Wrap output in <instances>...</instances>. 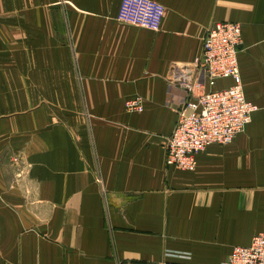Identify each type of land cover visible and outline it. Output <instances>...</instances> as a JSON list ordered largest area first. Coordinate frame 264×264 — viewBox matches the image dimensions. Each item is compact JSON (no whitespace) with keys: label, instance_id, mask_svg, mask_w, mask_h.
Returning a JSON list of instances; mask_svg holds the SVG:
<instances>
[{"label":"crops","instance_id":"crops-1","mask_svg":"<svg viewBox=\"0 0 264 264\" xmlns=\"http://www.w3.org/2000/svg\"><path fill=\"white\" fill-rule=\"evenodd\" d=\"M137 1L0 0V264H222L264 229V0H155L156 31ZM216 22L242 26L258 109L185 171L166 164L180 72Z\"/></svg>","mask_w":264,"mask_h":264},{"label":"built area","instance_id":"built-area-1","mask_svg":"<svg viewBox=\"0 0 264 264\" xmlns=\"http://www.w3.org/2000/svg\"><path fill=\"white\" fill-rule=\"evenodd\" d=\"M164 11V6L155 0H138L132 24L159 30ZM241 44V24L216 22L205 32L200 56L180 72L179 81L186 90V98L167 138V166L193 171L199 152L212 144L231 143L258 109L243 92L238 64ZM220 79H230L231 84L206 89ZM124 103L130 112H142L144 108L141 96L130 97ZM179 255L186 257L184 253ZM222 264H264V229L252 238L249 246H235Z\"/></svg>","mask_w":264,"mask_h":264}]
</instances>
